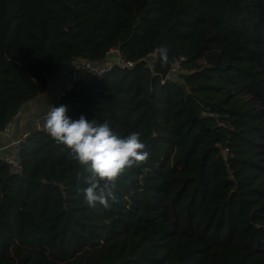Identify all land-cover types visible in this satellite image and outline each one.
<instances>
[{"label":"trees","instance_id":"obj_1","mask_svg":"<svg viewBox=\"0 0 264 264\" xmlns=\"http://www.w3.org/2000/svg\"><path fill=\"white\" fill-rule=\"evenodd\" d=\"M113 49L133 66L81 69L51 106L140 132L147 164L90 208L70 151L31 131L18 175L0 159V264H264V0H0V133Z\"/></svg>","mask_w":264,"mask_h":264},{"label":"clouds","instance_id":"obj_2","mask_svg":"<svg viewBox=\"0 0 264 264\" xmlns=\"http://www.w3.org/2000/svg\"><path fill=\"white\" fill-rule=\"evenodd\" d=\"M159 52L161 59L167 61L168 50L161 48ZM66 112L65 106H51L38 130L68 149L71 158L82 167L80 175L86 187L77 188L76 192L83 196L84 203L90 208L97 204L107 208L109 200L116 201V181L128 170L147 164L150 153L145 150L140 132L121 137L109 122L89 121L83 115L71 119Z\"/></svg>","mask_w":264,"mask_h":264},{"label":"crops","instance_id":"obj_3","mask_svg":"<svg viewBox=\"0 0 264 264\" xmlns=\"http://www.w3.org/2000/svg\"><path fill=\"white\" fill-rule=\"evenodd\" d=\"M67 75H69L68 69H66V67L62 68L59 75L52 80L47 95L38 99L34 104L27 105L21 109L18 116L12 123V125L15 127V133L20 132V130L23 128L24 131L29 132L38 130L40 128V120L42 115L45 114V112L50 108L52 102L62 94L63 89L60 91L61 83L62 81L64 82ZM55 87L57 89H55ZM10 142V140H7L6 143L4 141L0 142V152H9L11 149Z\"/></svg>","mask_w":264,"mask_h":264},{"label":"built area","instance_id":"obj_4","mask_svg":"<svg viewBox=\"0 0 264 264\" xmlns=\"http://www.w3.org/2000/svg\"><path fill=\"white\" fill-rule=\"evenodd\" d=\"M115 54L117 56V63L110 65L109 67H112L113 65H118L121 68H131L133 66V63L130 61H127L125 58H123L120 54V52L117 49H113L109 51L110 54ZM75 65V71H74V77L72 80L76 79V72L79 70H86L90 73H92L96 77H102L105 74L106 68H97V66L90 62L87 61L86 59H80L76 62L73 63ZM71 82L67 84L66 90L69 88ZM43 120V117H42ZM12 124H10L4 132L0 133V138H3L7 134H11V127ZM42 125V124H41ZM30 136V132H23L21 133L16 139H13V142H11L10 147L12 149L11 154L7 155H0V159L3 160L5 163L8 164L11 173L18 175L21 172V163L19 159V153H20V148L21 145L24 143H27L28 138Z\"/></svg>","mask_w":264,"mask_h":264},{"label":"rangeland","instance_id":"obj_5","mask_svg":"<svg viewBox=\"0 0 264 264\" xmlns=\"http://www.w3.org/2000/svg\"><path fill=\"white\" fill-rule=\"evenodd\" d=\"M115 63H117V56L115 55V54H110V56H109V58H108V60H107V62L105 63V64H103V65H101V67L100 66H97V68L99 67V69H101V68H106V67H108V66H110V65H112V64H115ZM66 69H68V73H69V75H67V77H66V79L64 80V82L62 81V83H61V87H60V91L63 89V91H65L66 90V88H67V84L68 83H70L71 81H72V79H73V77H74V69H75V65L74 64H69V65H67L66 66ZM178 72H179V65L177 64V65H175V67H174V69H173V71L171 72V75H170V78L171 79H175L176 78V76H177V74H178ZM62 79V78H61ZM60 79V80H61ZM57 83V82H56ZM55 83V84H56ZM60 83V82H59ZM55 89H57L56 87H55ZM23 115V114H22ZM21 115V116H22ZM44 116V114L42 115V117ZM42 117H41V120H40V124H42ZM10 129H11V134L10 135H6V136H4L3 138H1L0 139V142H2V141H4L5 143L7 142V140L9 141H11V142H13V139H16L21 133H23V132H29V131H24V128L23 129H21L20 130V132H17V133H15V127H14V125H11V127H10ZM11 142H10V144H11ZM1 144H4V143H1ZM1 146V145H0ZM11 148V147H10ZM11 152H12V149H10V151L9 152H0V155H9V154H11Z\"/></svg>","mask_w":264,"mask_h":264}]
</instances>
